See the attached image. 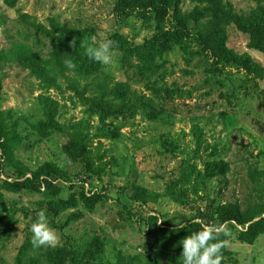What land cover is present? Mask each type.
Masks as SVG:
<instances>
[{"label":"rangeland","instance_id":"rangeland-1","mask_svg":"<svg viewBox=\"0 0 264 264\" xmlns=\"http://www.w3.org/2000/svg\"><path fill=\"white\" fill-rule=\"evenodd\" d=\"M220 1L248 17L264 8V0ZM118 2L18 0L12 6L0 0V49L15 42L28 43L44 54L52 49L49 35L22 22L21 15L28 14L49 30L53 20L67 27H94L96 45L110 40L113 52L111 63L101 64L98 73H71L80 85L73 89L72 80L64 81L63 91L43 89L38 78L18 63L0 66V108L15 112L24 136L17 155L33 168L47 162L62 168L49 180L61 188L60 198L71 204L56 215L52 203L57 199L44 193L45 182L43 193H7L18 222L12 235L3 239L5 225L0 219V264H27V257L37 252L31 224L41 210L57 233L56 247L69 257L66 264H117L121 255L133 257L132 264H152L155 247L142 218L154 215L161 227H178L192 220L202 222L201 214L221 202L239 200L246 205L264 200L251 175L264 170V78H255L256 69H264V51L254 48L249 34L232 24L222 33L221 43L230 54L225 61L216 63L214 56L199 53L196 43L143 61L150 49L146 40L155 30L139 17L127 21L118 17ZM198 5L182 2L187 12ZM104 89V97H113L118 105L122 100L108 95L109 90L135 99L141 96L159 112L153 117L141 110L135 117L119 114L106 121L91 117L77 90L96 97ZM44 95L57 103V120L64 131L51 138L31 126L46 118ZM111 131L119 137H111ZM75 133L83 135L92 152L91 174L63 151ZM221 160L230 164L227 175L206 176L207 165ZM216 227L228 234L222 250L226 264H264V235L248 244L238 239L244 227L235 223ZM26 244L29 255L20 257ZM162 261L168 264L170 258Z\"/></svg>","mask_w":264,"mask_h":264},{"label":"trees","instance_id":"trees-1","mask_svg":"<svg viewBox=\"0 0 264 264\" xmlns=\"http://www.w3.org/2000/svg\"><path fill=\"white\" fill-rule=\"evenodd\" d=\"M6 1L14 6L18 0ZM193 1L201 6L198 5L196 9L187 12L182 7L183 0H119L116 9L118 17L124 21L139 17L145 26L155 30L154 35L146 40V43L150 44V49L144 53L143 61L152 60L178 46H189L192 43H196L199 49L201 48L199 53L214 56L216 63L225 61L230 57V54L221 43L222 33L227 26L232 24L249 34L250 42L254 48L264 51V8H260L262 12L257 11L248 17L235 12L233 7L223 5L220 0ZM200 7L204 8L200 9ZM206 16H208L207 22L204 21ZM21 20L41 34L49 35L52 49L44 54L34 51L28 43L15 42L8 49H0V66L4 63H18L38 78L43 89L57 91H63L64 81L72 80L71 73L89 75L100 71L101 63L91 60L85 54V46L97 42L95 38L97 31L94 27H67L53 20V29L49 30L44 23L33 20L28 14H22ZM141 48L142 46H140ZM67 60H71L75 64V68H68L65 63ZM213 70L218 72L219 68L215 66ZM255 78H264L263 68L256 69ZM79 85L80 82L74 78L71 87L78 89ZM2 88L3 82L0 78V91ZM77 92L88 105V114L91 117L97 115L103 121L119 114L135 117L141 110L153 117H156L159 112L155 107L147 104L141 96L135 99L128 94L125 97L115 91L111 93L109 90L108 95H114L115 98L122 100L123 103L118 105L113 101V97L112 99L104 97L105 89L96 97H87L80 90ZM41 103L46 118L32 123L33 129L40 136L46 138H51L56 133H63V128L57 120V103L46 95L41 97ZM136 103L139 106H136ZM105 135L108 134L105 133ZM110 136L119 137L114 131H111ZM70 138L69 142L63 146L65 155L71 162L81 164L87 174H91L94 172V158L85 138L81 133L72 134ZM23 143L24 136L20 132V123L15 112L0 108V219H3L5 225L3 239L12 235L14 226L18 222L15 210L12 212L7 201V193H43L42 184L45 182L48 186L44 193L57 199L52 203V210L56 215L71 206L69 202L60 198L61 188L52 185L49 180V178H53L54 174L64 170L53 162L40 164L36 168L31 167L17 155V149ZM229 171V162L221 160L220 163L208 164L205 175H227ZM251 175L255 180V190L263 199L264 170H257ZM43 177L46 178L42 179ZM86 178L87 180L91 179L90 176ZM199 218L202 219V222L192 220L193 222H188L183 228H179V226L161 227L158 224V217L154 215L142 218L148 227L147 235L152 237L150 244L155 247L151 263L164 264L162 258L168 256L170 258L168 264H180L182 245L179 242L185 236L201 230L203 226L216 227L235 223L244 227L239 230L238 239L244 243L254 244L259 236L264 235V200L250 202L246 205L239 200L221 202L213 205L212 209L205 210ZM227 240V231L223 230L220 241L226 244ZM60 249L58 247H41L35 254L29 255V245L26 244L20 251V257L29 255L27 264H66L69 262V257L64 256ZM128 258L121 255L117 264H132L130 260L133 257ZM222 264H226L224 256Z\"/></svg>","mask_w":264,"mask_h":264},{"label":"clouds","instance_id":"clouds-1","mask_svg":"<svg viewBox=\"0 0 264 264\" xmlns=\"http://www.w3.org/2000/svg\"><path fill=\"white\" fill-rule=\"evenodd\" d=\"M85 54L97 63L109 64L113 58L112 41L104 39L98 45L85 46ZM65 63L68 68H75L71 60ZM183 227L184 224L179 225V228ZM222 231V227L203 226L201 230L185 236L179 242L182 245L180 264H222V250L227 247L220 241ZM31 233V243L35 248L56 247L59 242L43 210L37 213L36 220L31 224Z\"/></svg>","mask_w":264,"mask_h":264}]
</instances>
